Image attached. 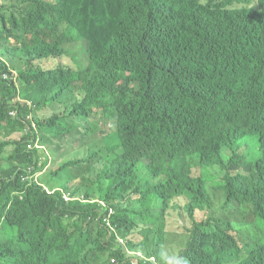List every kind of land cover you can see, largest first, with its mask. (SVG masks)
I'll use <instances>...</instances> for the list:
<instances>
[{
    "label": "trees",
    "instance_id": "obj_1",
    "mask_svg": "<svg viewBox=\"0 0 264 264\" xmlns=\"http://www.w3.org/2000/svg\"><path fill=\"white\" fill-rule=\"evenodd\" d=\"M2 73L0 264H264V0H0Z\"/></svg>",
    "mask_w": 264,
    "mask_h": 264
},
{
    "label": "rangeland",
    "instance_id": "obj_2",
    "mask_svg": "<svg viewBox=\"0 0 264 264\" xmlns=\"http://www.w3.org/2000/svg\"><path fill=\"white\" fill-rule=\"evenodd\" d=\"M77 52H81L80 49ZM81 57H83V56L81 55ZM62 59L65 60L68 65H70V66L74 65L73 62L71 60H69L68 58H62ZM81 62L85 63L84 60H82ZM42 65L44 66V64H42ZM15 103H21V101L19 99H16ZM38 116L40 118H45L46 119V118L51 117V112L49 110H44V111H41L38 114ZM19 138H20L19 134L12 136V139H14V140H18ZM249 140H251V144L250 145H252L255 142L257 143V140H256L255 137H253V138H251ZM68 142H71V140H68ZM247 142H248V139H244V140L235 142V144L233 146L227 147V148H224V149H226L228 152L235 151L237 145L246 144ZM13 150H14L13 146L8 147L6 149L5 155H10L13 152ZM124 150H125V148L122 146V147H120V149L117 152H123ZM45 170H48V166L47 165H46V167H43V170L41 171V174H42L43 171L45 172ZM39 177H41V175ZM49 177L50 176L48 175V172L47 173H43L42 174V181L48 180ZM179 200H180V197H178V199L176 201V204L179 203ZM180 203H181V205H183L182 202H180ZM135 207L139 208L140 204H136ZM178 213H179L178 209H170L168 214H167V216H166L165 230H166V233H167L166 234V241L167 242H166V244H165V246H164V248L162 250V252H163V261L166 264H169V259H172L175 256V251H179L181 249L179 244L182 243L183 235L185 234V232L187 230L191 229V226L186 223L187 217L184 214V212H183V216H178ZM232 222H233V225L236 228H238V226H239L238 220H233ZM134 240L135 241H139L140 240V237H139L138 234H134ZM147 244L148 245L150 244V239L149 238L147 239ZM132 254L142 258L145 262L154 261V256L153 255L149 256L148 251L145 250V249H142V250L141 249H137V250L133 251ZM103 257L105 259H110V261H113V262L117 261V258L115 256L110 257V253L109 252H106L105 254H103ZM116 263H118V262H116Z\"/></svg>",
    "mask_w": 264,
    "mask_h": 264
},
{
    "label": "clouds",
    "instance_id": "obj_3",
    "mask_svg": "<svg viewBox=\"0 0 264 264\" xmlns=\"http://www.w3.org/2000/svg\"><path fill=\"white\" fill-rule=\"evenodd\" d=\"M6 81H12L11 77L6 74L2 73V79H0V83L6 82ZM4 84H0V96L2 93V88ZM16 104L15 102H13ZM27 105L29 107V104L27 102ZM20 111L18 109L11 110L9 112V116L12 120H17L19 117ZM35 116L31 114H27V116L24 117L22 120V124L24 125V129L22 131H17V132H12L11 134L7 135L5 132L0 131V147L2 144L7 143V147L5 150L13 146L14 150L17 149L19 144H23L26 151L30 152L31 150H42L45 152V146L41 143H39L38 139L34 136V133H37L38 127L37 123L35 121ZM37 119V118H36ZM5 126V124H4ZM20 135V138L18 140L12 139V136L14 135ZM5 157V152L1 150L0 148V164H1V159ZM46 167V165H45ZM113 264H118L116 262L111 261ZM169 264H185V262L181 259H175L169 262Z\"/></svg>",
    "mask_w": 264,
    "mask_h": 264
}]
</instances>
